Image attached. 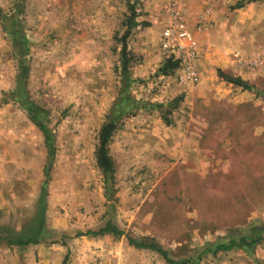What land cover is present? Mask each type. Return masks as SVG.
I'll list each match as a JSON object with an SVG mask.
<instances>
[{
  "label": "rangeland",
  "instance_id": "rangeland-1",
  "mask_svg": "<svg viewBox=\"0 0 264 264\" xmlns=\"http://www.w3.org/2000/svg\"><path fill=\"white\" fill-rule=\"evenodd\" d=\"M179 24L195 81L184 62L160 70ZM107 222L124 234L74 236ZM129 238L191 264H264V240L203 252L264 238V0H0V264H170Z\"/></svg>",
  "mask_w": 264,
  "mask_h": 264
},
{
  "label": "trees",
  "instance_id": "trees-1",
  "mask_svg": "<svg viewBox=\"0 0 264 264\" xmlns=\"http://www.w3.org/2000/svg\"><path fill=\"white\" fill-rule=\"evenodd\" d=\"M243 5H244L243 1H238L234 7L235 8H241ZM130 11H131V13L126 19L127 20V24H126L127 26H126L125 32H124L123 36L121 37V41H122L121 52H122L124 69L128 65L126 40L130 34V30L134 24V20L136 17V11H135V4L134 3L131 5ZM178 65H179V63L177 60L167 59L164 62L163 67L160 68V70L163 74H165V73L172 71L173 69L177 68ZM217 72H218L219 77L222 78L226 83L238 86L242 90H248V91L254 90V86L252 84L248 83L247 81H245L244 79H242L239 76L228 75V74L224 73L223 71H221L220 69H218ZM32 120L36 121L35 115L32 116ZM36 123L41 128V130L43 131V133L45 135V139L49 140V132H48L47 128L43 124L38 123L37 121H36ZM114 129H115V125L112 122L106 123L103 125V127L101 128L100 133H99V143H98V149H97V162H98V165L100 166V168L104 172H109L112 169V161H111V158H110L109 152H108V142H109L110 136H111ZM104 234H110L114 237H121L124 233L116 225H114L110 222H107L104 227H102L98 230L80 231V232L75 233L74 236H100V235H104ZM263 240H264V238H258V239L257 238H251V239L241 238L239 240H230L226 244H219V245H216L214 248H206V249H204L203 252L216 254V253L221 252V251L232 250L235 247H242V246L250 247V246H253V245L260 243ZM38 242H39V240L34 239V238H30V239H27L25 241L24 240H17V241L12 242V243L22 246V245H26L28 243L36 244ZM129 243L134 245L137 248H146V249L156 251L170 264H191V260H189V259L188 260H181V261L172 259L171 257H169V254L167 253L166 250L160 248L154 242H148L147 243L145 241H135V240L129 238ZM62 244H63V242H62ZM66 258L67 257L64 258L63 264H66Z\"/></svg>",
  "mask_w": 264,
  "mask_h": 264
},
{
  "label": "built area",
  "instance_id": "built-area-1",
  "mask_svg": "<svg viewBox=\"0 0 264 264\" xmlns=\"http://www.w3.org/2000/svg\"><path fill=\"white\" fill-rule=\"evenodd\" d=\"M163 47L164 49L173 53L177 52L178 57L175 59H170L177 60L179 64L184 62L187 70V79L192 81L197 80V75L192 70V66L190 64L192 58L195 57V53L193 51L194 41L192 40L190 33L182 24H179L177 27L172 29L167 28L165 30Z\"/></svg>",
  "mask_w": 264,
  "mask_h": 264
}]
</instances>
